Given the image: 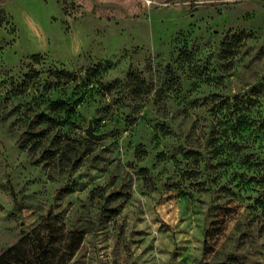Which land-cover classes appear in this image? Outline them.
Instances as JSON below:
<instances>
[{"label": "rangeland", "instance_id": "1", "mask_svg": "<svg viewBox=\"0 0 264 264\" xmlns=\"http://www.w3.org/2000/svg\"><path fill=\"white\" fill-rule=\"evenodd\" d=\"M31 235L50 264H264V0H0L6 264Z\"/></svg>", "mask_w": 264, "mask_h": 264}, {"label": "trees", "instance_id": "2", "mask_svg": "<svg viewBox=\"0 0 264 264\" xmlns=\"http://www.w3.org/2000/svg\"><path fill=\"white\" fill-rule=\"evenodd\" d=\"M228 49V47H227ZM230 49V47H229ZM55 106L56 107H60L64 104L63 101H55ZM217 224H219V221H215L213 222V224H211L210 228H208L206 230V239H205V256H208L209 253V249H210V245H209V239L211 238V234L216 230L217 228ZM34 247H35V258H36V262L39 264H50V262L48 261V257H44L45 254V250L40 247V244L38 243V241L31 235ZM78 248V244L69 247V250L67 251V255L68 257H72L75 253V250ZM15 255L14 250H9L6 254H4L3 256L0 257V264H6V263H11L13 260L11 259V257H13ZM20 260V258L18 259Z\"/></svg>", "mask_w": 264, "mask_h": 264}, {"label": "water", "instance_id": "3", "mask_svg": "<svg viewBox=\"0 0 264 264\" xmlns=\"http://www.w3.org/2000/svg\"><path fill=\"white\" fill-rule=\"evenodd\" d=\"M86 133H87V135H89L90 137H93V138H95V139H99V138H101V136H102V134L96 133V132L94 131V126H93V121H92V119H91L90 122H89V126H88L87 129H86Z\"/></svg>", "mask_w": 264, "mask_h": 264}]
</instances>
